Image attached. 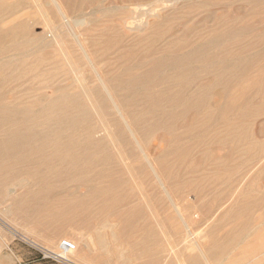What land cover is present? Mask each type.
<instances>
[{
    "label": "rangeland",
    "instance_id": "1",
    "mask_svg": "<svg viewBox=\"0 0 264 264\" xmlns=\"http://www.w3.org/2000/svg\"><path fill=\"white\" fill-rule=\"evenodd\" d=\"M56 1L68 18L82 20L71 25L72 32L84 44L103 78L115 77L122 68L123 94L129 76L126 68L140 75L147 73L153 59L179 55L212 37L220 44L226 42V49L219 53L218 44L207 52L226 59L232 66L224 70L198 69L196 80L186 73L191 84L188 94L194 97L174 104L158 101L154 105V114L164 125L143 139L142 146L167 192L150 171L148 161L139 156L140 152L130 154L129 147L123 143L125 157L122 155V161L117 157L118 163L109 164L110 178L93 179L89 183L106 189L105 198L88 200L83 208L78 207L76 196L87 192L86 184L59 179L53 174L41 182L29 177L36 173L33 168L27 172L24 167H15L6 170L11 177L5 178L4 172H0V231L7 223L14 229L11 228L13 234L36 236L38 245H33L40 248L36 254L43 257L39 264H193L189 257L194 254L200 255L196 264H264V200L260 199L264 195V180L259 179L264 175V0ZM24 2L20 12L26 13L31 24L42 22L40 5L51 16L48 11L51 0ZM144 11L152 15L147 16ZM133 17L142 21L139 27L138 23H132ZM0 24V31L7 28L5 11L0 12ZM40 28L41 24L35 26L37 31ZM64 37L65 53L74 59V72L56 44L43 51L27 49L16 53L8 49L6 38L0 40V46L5 48L0 52V64L19 58L33 64L34 60L45 57L53 62L63 85L67 83L74 88L79 84L91 85L95 82V72L73 37ZM162 70L171 72L169 67ZM37 72L35 65L31 73ZM216 77L221 78L220 82L219 78L214 82ZM152 79L149 85H138L131 90L140 105L129 104L124 109L126 112L133 109L145 112L149 106L141 102L145 94L163 90L167 85L171 89L178 87L174 81H159L157 73ZM7 85L0 81V112L12 98ZM34 86L38 92L40 84L36 82ZM230 92L236 98L234 106L210 115L225 103L219 93ZM198 97L201 101L196 111L185 109ZM125 117L129 121L127 114ZM116 145L109 147L114 153ZM44 187L49 193L33 195ZM139 203L142 207L136 210ZM246 203L249 208H244ZM29 205L37 209L26 210ZM233 207L243 212L244 226L235 225ZM181 217L188 230L197 234L202 253L190 242L187 245L179 242L180 227L183 233ZM1 236L4 241H10L12 234L1 231ZM62 239L78 243L74 255L80 262L56 259L40 246L59 252Z\"/></svg>",
    "mask_w": 264,
    "mask_h": 264
},
{
    "label": "bare ground",
    "instance_id": "2",
    "mask_svg": "<svg viewBox=\"0 0 264 264\" xmlns=\"http://www.w3.org/2000/svg\"><path fill=\"white\" fill-rule=\"evenodd\" d=\"M24 4V0H0V12L5 11L8 18L7 28L0 31V40H2V38L7 39L9 43L8 49L11 52L16 53L27 49L43 51L52 44H56L61 52L65 53L64 38L66 39V37L64 36L70 35L73 37L74 43L81 49L83 58L84 56L86 57L95 72V82L91 85L79 84L77 88H74L67 83H64L65 85H63V80H59V73L53 65V62H50V59L45 57L34 60V62H32L33 64L24 62L25 60L23 58L5 61L3 64H0V81L8 84V90H11L9 94L12 97L8 102L9 104H4L0 112V172H4L5 178H8L11 177V174L9 176L8 173H6V170L8 169L21 167V169L25 168L27 170L31 167L36 173H30L31 176L29 177H33V179H37L41 182L48 180L53 174V176L55 175V177L59 179H68L70 181H77L86 184L88 186L87 192L76 196L78 207L80 206L83 208L85 202L88 200L105 198L104 194L106 189L102 187L96 188V186H92L89 183L93 179L110 178V171L108 170L109 164L118 163L117 157L121 161L123 158L122 155L125 157V154L122 152L123 143L129 147L130 154L137 151L140 152L139 156H143L148 161L147 164L150 171L153 172L162 189L167 192L164 183H162L161 177L156 168L152 166V163L142 146L143 139L153 134L164 125H161V122L158 121L160 117L154 114V105L158 103V101H165L166 103L174 104L176 102L178 103L180 100H189V98L194 97L193 94H188L191 84L188 81V76L186 77L185 75L186 73L192 75L191 79L196 80V70L198 69L211 71L214 69H229L232 66L229 61L221 58L217 54H210L207 52V49L210 47L214 48L213 46L218 44L219 53L223 52L226 49V42L220 44L218 43L219 40L212 37L179 55L168 57L162 56L153 59L150 62L147 73L141 75L132 73L126 68L125 72L129 76H127L128 78L124 85L125 93L123 94L122 68H120L121 72L118 71L115 77L104 79L103 74L98 72L94 63H92L84 44L78 39L77 34L72 32L71 25H77L82 22V20H71L70 18L72 17L68 18L60 4L56 0H51V3L48 5V11L51 16H49L44 6L42 7L40 5L38 9L42 14V22L31 24L26 13L20 12ZM100 12H102V9ZM146 13L147 16L152 15V13H148V11H146L145 14ZM134 19L135 21L132 23H138L139 27L142 21L137 19V17ZM37 24H41L39 31L35 29ZM232 35L234 36V34ZM4 49L5 48L0 46V52ZM65 55V61L71 68V72H74L76 69V66L73 63L74 59H69L66 53ZM79 60L81 61V58H79ZM35 65H37L39 72L32 74L31 72ZM163 67H169L171 72H163ZM5 68L9 71L8 73H3V69ZM155 73L158 74L159 81L165 80L167 83H172L174 81L178 84V87L176 89H171V87L167 85L163 90H154L147 95L145 94L141 101L149 104L147 111L145 112H137L134 109L126 112L124 110L127 108L126 106L140 102L136 99L137 95L132 93L133 91L131 90L138 85L142 86L143 84L149 85L152 83L154 81L152 75ZM218 78L220 82L221 78L216 77L214 78L215 83L218 81ZM75 81H78L77 77H75ZM211 81V85L213 86L214 82L213 80ZM36 82L40 84L38 92H35L36 85L34 86V84ZM211 85L209 87H211ZM209 87L206 88L208 89ZM218 96L222 97L225 100V103L220 107H216V112L210 115L223 113L229 108H232L235 104L236 98L232 92L224 95L223 93H219ZM205 98L206 97L203 99ZM200 101L201 97H198V99L196 98L194 104L190 103L186 105L185 109L196 111ZM254 105H256L255 102ZM126 114L130 118L129 121L126 120ZM221 140H225V138H221ZM116 144H118V147L114 153L109 147L110 145L115 147L117 146ZM257 147L258 145L256 144L255 148L257 149ZM168 154H170V152H168ZM141 167L142 165L140 164L139 168L141 169ZM27 172L29 171L27 170ZM262 173H264V168L262 169ZM259 179L264 180V175L261 177L259 176ZM47 193H49V190L44 187L41 191L36 192L33 195L38 196ZM260 199L264 200V195L260 197ZM103 203L101 209L104 211L106 202L103 201ZM170 203L173 204V202ZM141 207L142 205H140V203L137 204L136 210H140ZM249 207L250 205L246 203L244 208ZM175 208L178 210L176 206ZM236 208L234 209L233 207L232 209L234 210L233 212L236 217L235 225L237 227H242L244 226L241 221V215L243 212L239 213ZM25 209L28 211H34L37 209V206L29 205L25 207ZM181 219L183 221V233L181 232L182 229L180 227L179 242L186 245L190 242L191 245L199 249L202 253V249L197 242L198 239H196L197 234H192L190 230H188V226H186L183 217H181ZM129 221L130 219L127 220V222ZM5 225L9 227V229L12 228V226L7 223H5ZM12 230L14 229L12 228ZM203 232L200 233V236ZM21 235L32 244L38 243V240L32 235L27 233ZM200 240H203V238ZM70 241L75 244V250L69 253H64L63 251L56 252L46 249L43 245L40 246L46 250L45 253L48 255L51 254L59 259H66L74 263L76 261L80 262V258L77 257V255H74L77 251L78 243L74 240ZM221 252H223V249L219 253ZM216 253H218V251H216ZM64 254L67 255V257H65ZM210 255L213 256L214 253L211 252ZM199 256V254H194L189 257V260L193 262V264H196L195 262H197Z\"/></svg>",
    "mask_w": 264,
    "mask_h": 264
},
{
    "label": "crops",
    "instance_id": "3",
    "mask_svg": "<svg viewBox=\"0 0 264 264\" xmlns=\"http://www.w3.org/2000/svg\"><path fill=\"white\" fill-rule=\"evenodd\" d=\"M5 227L1 231L9 235L12 234L11 239L13 238L14 240H5V242L0 231V264H39V261L43 257H39L36 253L41 251L40 248L29 243L19 233L15 232L13 234V231L9 227ZM33 237L37 238L36 236Z\"/></svg>",
    "mask_w": 264,
    "mask_h": 264
},
{
    "label": "built area",
    "instance_id": "4",
    "mask_svg": "<svg viewBox=\"0 0 264 264\" xmlns=\"http://www.w3.org/2000/svg\"><path fill=\"white\" fill-rule=\"evenodd\" d=\"M59 249H60V251H63L64 253H69V252L75 250V244L68 239H62L59 242ZM53 257L56 259H59L56 256H53Z\"/></svg>",
    "mask_w": 264,
    "mask_h": 264
}]
</instances>
